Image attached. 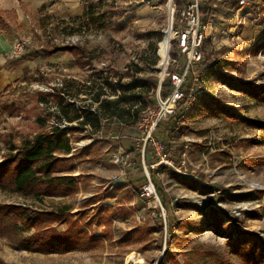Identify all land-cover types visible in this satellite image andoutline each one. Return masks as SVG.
Masks as SVG:
<instances>
[{"label":"rangeland","instance_id":"1","mask_svg":"<svg viewBox=\"0 0 264 264\" xmlns=\"http://www.w3.org/2000/svg\"><path fill=\"white\" fill-rule=\"evenodd\" d=\"M146 1L86 0L85 8L93 4L106 15L101 26L86 27L81 17L62 24L43 12L41 18L35 13L29 18L30 30L15 28L11 33L14 40L26 42L20 56L25 67L0 100L8 105L0 118V163L10 147L54 127L70 126L71 153L59 167L74 168L69 175L76 190L35 199L0 188V205L19 207L25 215L15 231L5 221L0 264H245L230 242L242 237L240 233L264 241V24L254 27L247 22L234 30V17L227 8L220 9L227 21L217 19L206 35L195 108L174 134H166L169 119L155 130L172 162L171 167L151 169L154 188L158 185L167 201L164 208L156 193L163 219L152 197H140L143 185H130V178L147 176L124 143H138L139 154L140 118L155 105L159 86L161 98L171 92L168 81H160L168 0H149V5ZM256 2L264 10L263 0ZM62 45L78 46L86 55L75 59L59 52L36 58L43 48ZM136 81L141 83L136 91H123L122 85ZM151 83L157 85L155 98ZM59 90L80 112L78 121L58 119L54 94ZM98 92L103 93L99 101L114 105L100 109L93 102ZM133 95L137 98H129ZM86 108L99 114V128ZM44 112L52 115L47 118ZM112 113L117 119L105 120ZM82 119L87 122L82 124ZM113 124L120 127L119 133L111 129ZM107 128L108 134L101 133ZM145 154L150 177L147 163L157 161L150 148ZM116 157L122 162L116 164ZM66 207L69 210L57 220L55 213ZM51 230L80 233L83 244L50 254L19 247L21 239H45Z\"/></svg>","mask_w":264,"mask_h":264},{"label":"trees","instance_id":"2","mask_svg":"<svg viewBox=\"0 0 264 264\" xmlns=\"http://www.w3.org/2000/svg\"><path fill=\"white\" fill-rule=\"evenodd\" d=\"M40 11H43V8L40 9ZM200 14L202 21L208 23L212 14V8L208 5L206 0H202L200 4ZM105 16V14H99L93 4H86L85 11L80 21L86 27H98L101 26V22H103ZM60 23L63 24L64 22L61 21ZM59 52L69 53L75 59L78 58L79 55H86L85 51L78 46L62 45L43 48L40 57L36 56V58H49ZM20 60L25 59L20 57ZM140 85L141 83L136 81L122 85L121 87L123 91L134 92ZM150 89L153 90V94L151 95L152 98H155L157 85L151 83ZM198 94L196 90L192 93L190 99L185 97L177 104L175 114L169 118L165 129L167 135H172L180 129L181 122L187 118L188 112L195 108ZM102 95L103 93L98 92L93 98V102L99 103L100 109L104 106L114 105L115 102L106 100L99 101ZM136 96L137 95H133L129 98H137ZM54 97L57 99L56 106L59 110L58 119L60 121L64 119L67 123H73L81 118L80 112L73 109L72 105L66 103L64 90L56 91ZM7 111L8 105H2L1 117L7 113ZM84 111L92 117L96 127L99 128V114L91 112L89 108H86ZM43 114L47 115V118L52 115L49 112H44ZM105 118V120L117 119V113L107 115ZM85 119L87 120V118ZM38 122L42 123L43 121L42 119H38ZM86 122L87 121H83L82 124ZM256 126L260 127V124H256ZM111 129L115 130L114 133L117 134L119 133L120 127L113 124L111 125ZM262 130L264 131V125ZM71 131L72 127L70 126L64 127L62 130L58 127H54L49 131L34 135L31 139L24 140L20 146L10 147L9 153L5 156V160L0 163V188L9 189L22 196L35 199L45 196L51 197L54 195L73 194L76 190V182L69 173L73 171L74 168L65 169L64 167H59L61 163L67 162L68 159L66 156L71 153L70 137L68 136ZM110 131L111 130L108 128L105 130L101 129V133L103 134H108ZM126 145L129 152L135 154L137 159H139V154L135 152L136 148L134 143L129 142L126 143ZM148 162V166L153 164L150 163L151 160ZM148 171L151 182H155L154 171L151 169H148ZM146 182L147 180L144 176L137 180H133L132 178L129 179V183L134 189H137V186L140 184L144 185ZM155 192L161 197L162 205L165 208L167 201L164 192L158 185L157 189L155 188ZM68 210V207L59 209V211L55 213L56 219L59 220ZM23 211L24 210L21 208L12 205H0V235L6 233L7 229L4 225L6 220H9L12 230H16L17 222L25 216ZM155 211L157 217H159V209L155 208ZM28 221L29 220H27V222ZM160 227L163 229L162 225H160ZM167 230L171 232V224L167 226ZM50 233L51 234L46 236L45 239L39 238L38 235H32L27 239H21L19 241V247L28 252L50 254L56 252L66 253L81 247L83 244L80 233L76 236L72 235L69 231L59 233L51 230ZM240 234L242 237L232 240V243L230 242L233 251L242 257L245 264H264V241L252 239L251 235L245 233ZM52 241H55L56 244H53ZM89 241L92 242L93 240L91 239Z\"/></svg>","mask_w":264,"mask_h":264},{"label":"built area","instance_id":"3","mask_svg":"<svg viewBox=\"0 0 264 264\" xmlns=\"http://www.w3.org/2000/svg\"><path fill=\"white\" fill-rule=\"evenodd\" d=\"M212 8V14L208 23H204L200 14V4L202 0H168L170 5V31L171 37L166 52L164 71L160 81L167 80L171 92L161 98L159 89L153 108L148 109L140 118L139 127L141 133V147L139 149V159L145 169L147 182L140 188V197H152L156 205L160 208L161 216L164 219V211L155 192L153 183L147 173L145 166L146 148L154 152L156 163L149 166L154 169L159 165L172 166V162L166 156L163 142L154 136L158 125L167 121L175 114L177 104L185 97L190 99L192 93L200 90V80L198 68L203 64V45L206 35L211 28L216 27L217 19L227 21L226 14H221L220 9L227 8L228 12L235 19L234 30L244 26L247 22L254 27L264 24V10L260 9L256 0H206ZM146 5L150 4L147 0ZM220 33L225 35L223 30ZM214 42L216 36H212ZM26 42L15 39L9 53L10 59L19 58L25 51ZM188 110L187 108H184ZM122 162L120 157L115 158V163ZM178 174H183L179 170Z\"/></svg>","mask_w":264,"mask_h":264},{"label":"crops","instance_id":"4","mask_svg":"<svg viewBox=\"0 0 264 264\" xmlns=\"http://www.w3.org/2000/svg\"><path fill=\"white\" fill-rule=\"evenodd\" d=\"M86 0H0V100L8 91L9 87L18 81L23 75L25 60H10L8 54L13 44V36L15 28L22 31L30 30L31 24L29 18L35 15L41 18L44 14H48L56 18L58 21L67 22L80 18L85 11ZM264 4V0H263ZM43 8V11L40 9ZM39 13V14H37ZM9 16V19L5 17ZM32 23V22H31ZM6 26V29L5 27ZM264 33V26L261 27ZM0 103V118L1 107ZM133 142L135 152L138 153V143L134 141H124V143ZM133 155L131 152H129Z\"/></svg>","mask_w":264,"mask_h":264},{"label":"bare ground","instance_id":"5","mask_svg":"<svg viewBox=\"0 0 264 264\" xmlns=\"http://www.w3.org/2000/svg\"><path fill=\"white\" fill-rule=\"evenodd\" d=\"M168 13H170V5H169V4H168ZM170 21H171V18H170V15H169V22H168L169 25H170ZM169 25H167V29H166V31H165V35H164V37H163V39H164L165 37H168V40H167V42L164 44V56H163L164 62H163L162 68H161L162 73H163V71H164L167 47H168L169 40H170V37H171V31H170V26H169ZM163 39H162V40H163Z\"/></svg>","mask_w":264,"mask_h":264}]
</instances>
